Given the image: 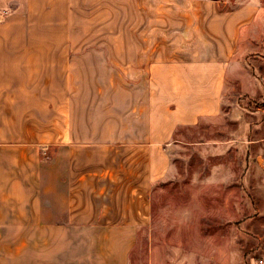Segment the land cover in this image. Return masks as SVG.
I'll use <instances>...</instances> for the list:
<instances>
[{"label":"crops","instance_id":"obj_1","mask_svg":"<svg viewBox=\"0 0 264 264\" xmlns=\"http://www.w3.org/2000/svg\"><path fill=\"white\" fill-rule=\"evenodd\" d=\"M74 3L0 0V264H81V237L129 248L176 129L219 114L240 39L264 21L263 0H166L184 9L196 56L156 61L147 98L130 108L124 93L121 118L82 129Z\"/></svg>","mask_w":264,"mask_h":264},{"label":"rangeland","instance_id":"obj_2","mask_svg":"<svg viewBox=\"0 0 264 264\" xmlns=\"http://www.w3.org/2000/svg\"><path fill=\"white\" fill-rule=\"evenodd\" d=\"M165 2L70 5L68 44L80 63L73 71L82 129L121 118L124 93L130 108L147 98L156 61L196 56L195 38L181 33L184 9ZM196 23L190 20L188 28ZM240 40L219 114L176 129L168 175L150 188L148 223L137 228L129 248L116 238L109 245L81 237L74 244L81 264H264V21Z\"/></svg>","mask_w":264,"mask_h":264}]
</instances>
